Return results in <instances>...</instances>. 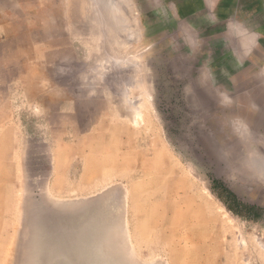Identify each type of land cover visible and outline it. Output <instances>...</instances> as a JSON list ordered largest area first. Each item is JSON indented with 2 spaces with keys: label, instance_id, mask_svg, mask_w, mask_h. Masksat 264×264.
<instances>
[{
  "label": "rangeland",
  "instance_id": "374dc122",
  "mask_svg": "<svg viewBox=\"0 0 264 264\" xmlns=\"http://www.w3.org/2000/svg\"><path fill=\"white\" fill-rule=\"evenodd\" d=\"M182 7L0 0V264H264V5Z\"/></svg>",
  "mask_w": 264,
  "mask_h": 264
},
{
  "label": "crops",
  "instance_id": "0c3cea01",
  "mask_svg": "<svg viewBox=\"0 0 264 264\" xmlns=\"http://www.w3.org/2000/svg\"><path fill=\"white\" fill-rule=\"evenodd\" d=\"M170 3L175 5L176 10L179 13H183V5H192V12H200L203 7H205L208 12L217 13L223 12L226 17L228 13L237 11L238 7H253V6H263L264 0H183L180 3V0H170ZM235 11V12H236Z\"/></svg>",
  "mask_w": 264,
  "mask_h": 264
},
{
  "label": "bare ground",
  "instance_id": "6f19581e",
  "mask_svg": "<svg viewBox=\"0 0 264 264\" xmlns=\"http://www.w3.org/2000/svg\"><path fill=\"white\" fill-rule=\"evenodd\" d=\"M184 187H185V186H184ZM193 189H194V186L191 185V184H188L187 187L185 188L186 191H193ZM194 190H195V189H194ZM190 197H191V198H189L190 201H192V202L194 201V202L197 203L198 205H200V204L202 205V203H201V201H200V198H198L197 195H191ZM180 199H181V198H180ZM180 199H179V200H180ZM179 200H178V201H179ZM205 215H206V216H207V215H208V216H209V215L212 216L210 213L207 214V211H206ZM210 218H211V217H210ZM202 219H203V218H202ZM218 220L221 221V222H224V223H225L224 219L219 218ZM218 220H217V221H218ZM211 221H212V220H211ZM215 221H216V220H215ZM215 221H214V222H215ZM217 221H216V222H217ZM226 221H227V220H226ZM208 223H209V222H208ZM198 224H199V223H198ZM210 224H212V222H211ZM192 226H193V228H196V229L198 228L197 225H195V224L192 225ZM209 226H210V225H209ZM198 229H199V228H198ZM205 229H206V227H205ZM194 230H195V229H194ZM203 231H204V230H203ZM226 237H227V236H226ZM207 238H208V240L213 241V237H209V236H208ZM215 238H216V237H215Z\"/></svg>",
  "mask_w": 264,
  "mask_h": 264
}]
</instances>
